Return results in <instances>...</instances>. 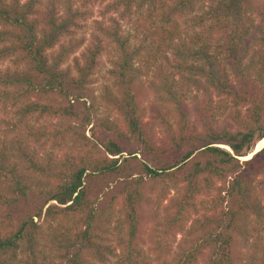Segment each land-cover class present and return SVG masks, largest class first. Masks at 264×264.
<instances>
[{
  "label": "trees",
  "instance_id": "obj_1",
  "mask_svg": "<svg viewBox=\"0 0 264 264\" xmlns=\"http://www.w3.org/2000/svg\"><path fill=\"white\" fill-rule=\"evenodd\" d=\"M60 3L0 0V111L12 108V119L0 121L7 129L0 137V197L12 206L35 189L42 198L35 215L0 223V264H108L111 258L145 264L137 247L149 183L162 200L176 192L159 251L170 232L182 235L175 257L160 264H237L238 241L264 221V146L242 159L264 140V23L251 36L264 0H118L114 10L140 14L143 36L123 35L113 20L110 29L97 26L101 37L88 45L77 39L85 13ZM182 17L192 33L179 32ZM109 46L115 54L101 103L116 121L96 117L93 90ZM81 47L80 60L65 66ZM154 65L152 88L164 107L161 144L149 133L135 92ZM31 120L48 123L35 128ZM89 126L92 137L95 128L109 136L95 142L85 135ZM122 140L137 149L125 151ZM37 141L42 156L29 146ZM46 144L54 151L46 152ZM96 175L121 180L118 206L112 199L99 207L88 197L85 182ZM33 217L55 225L47 243L56 247L57 261L43 254L47 235Z\"/></svg>",
  "mask_w": 264,
  "mask_h": 264
},
{
  "label": "rangeland",
  "instance_id": "obj_2",
  "mask_svg": "<svg viewBox=\"0 0 264 264\" xmlns=\"http://www.w3.org/2000/svg\"><path fill=\"white\" fill-rule=\"evenodd\" d=\"M66 0H61V5H68L72 9H79L85 13L86 19L83 24V30L78 32L77 39L83 40L85 45H88L91 42L92 37L99 36L101 37L100 32L97 30V26H103L106 28H111V26H115L113 24V20H115L121 28L123 35H127L129 37H138V40L143 36H140L141 30H139V26L137 24V18L140 17V14H136L132 11V15L128 16L123 7H118L116 10L112 8L113 5L118 0H69L70 3H64ZM263 1V0H259ZM147 13L145 8L142 10L141 17H146ZM158 19L154 18L153 22L157 25H160L157 22ZM178 21V30L182 35L190 32L188 17H182L177 19ZM264 23V17L259 14H254V28L252 30L251 36H254L256 33V29L261 27V24ZM264 24H262L263 26ZM154 26V25H153ZM164 26H166L164 24ZM132 43L136 40H131ZM256 49L259 47L258 39L255 40ZM83 52V47H81L75 54L71 55L67 60L65 66L72 67L77 60H80ZM115 54L114 46H109L106 50V53L100 58V66L95 75L96 83L93 85V90L95 92V97L97 98V108L98 112L96 117L98 118H108L111 121H116V115L114 112L108 110L101 103V95L103 92V87L110 85V80L108 78L107 71L110 68L109 59L113 57ZM169 58H172L170 52H168ZM163 67H166V64L161 61ZM157 66L154 65L148 71V74L139 79L135 84V92L137 93V97L139 99L140 110L143 114L144 122L147 125V129L149 133L152 134V138L156 144H161L166 140V130L164 123L162 121V117L160 112L164 110L162 103L157 99L155 93L153 91L152 85L155 78V71ZM12 108H8L7 112L0 111V121L3 119H12ZM191 115V112H189ZM193 114V113H192ZM169 116L170 123L173 127H176L177 118ZM53 122V121H52ZM48 121L43 120L39 124H35L33 120L30 121V124L35 125V128L46 127ZM91 126L87 128L85 135L90 137L93 141H105V139L109 136L108 134L102 132L98 128L94 129V133L96 137H92L93 132L90 129ZM6 128L4 124L0 123V137H2L3 133L6 132ZM6 141V139H5ZM37 146L29 144L30 148L33 147L36 149L39 156L43 155V152L40 149V142L37 141ZM259 142V141H258ZM257 144L253 147V153H257ZM123 148L128 150H136L137 145L132 141H121ZM225 150H228L226 148ZM32 148V149H33ZM67 150V146L61 147L60 152ZM45 151L51 152L54 151L51 149V145H45ZM253 153H249L252 156ZM243 159V158H242ZM244 160V159H243ZM135 177V176H134ZM132 177V178H134ZM182 176H180V179ZM121 180H115L112 176L101 177L99 175L90 177L86 180L85 186L87 188L88 197L94 200L99 207L105 206L112 199H115V205H119L122 201L124 194L123 185L120 182ZM3 184H0L2 186ZM183 187V184L181 185ZM35 190V189H34ZM34 190L32 192H28L26 197L20 198L17 203L12 206L6 205V201L4 197H0V223L2 220L6 219L5 217H9L10 220H6L7 223L12 224L14 222H19L23 219L29 218L36 213L38 207L42 202V198L39 197ZM1 191V188H0ZM176 192H171L170 197L175 196ZM170 197L162 200L158 198L156 188L154 184L149 183L147 200L143 205L142 213L144 214L143 223H145L144 235L142 240L140 241L137 250L140 252V258L145 264H160L164 260H171L175 257L178 251V246L182 240V235L170 232L168 234V238L162 241L161 250L159 251L158 243L162 239V229L163 224H165L166 218L169 216V211L171 206ZM54 204V203H50ZM48 204V205H50ZM227 203L224 204V206ZM43 209V213L45 208ZM33 222L38 225H42V232L47 235V240L44 242V247H42L43 254L47 257L48 261H57L56 259V247L51 245L48 242L49 237L52 236L53 229L55 226L53 224L46 225L42 223L38 218L33 217ZM3 223H6L5 221ZM191 222L189 221L186 224L188 228ZM255 229L258 232H254L250 230V235L242 237L238 244L236 245V249L239 253L237 264H263L264 263V221L260 223H254ZM112 234L110 236L111 243L114 245V240L116 238V232L111 231ZM42 233V234H43ZM56 246V245H55ZM158 248V249H157ZM119 254V251H117ZM116 262L115 258H111L108 264H114ZM65 264V262H63ZM99 264V263H94Z\"/></svg>",
  "mask_w": 264,
  "mask_h": 264
},
{
  "label": "bare ground",
  "instance_id": "obj_3",
  "mask_svg": "<svg viewBox=\"0 0 264 264\" xmlns=\"http://www.w3.org/2000/svg\"><path fill=\"white\" fill-rule=\"evenodd\" d=\"M258 147H257V150H256V152H258L261 148H263V146H264V140H262V141H259L258 142ZM224 148H226V149H228L227 147H224ZM255 154V153H254ZM251 158V156L249 155L248 157H246V158H243L244 160H248V159H250Z\"/></svg>",
  "mask_w": 264,
  "mask_h": 264
},
{
  "label": "water",
  "instance_id": "obj_4",
  "mask_svg": "<svg viewBox=\"0 0 264 264\" xmlns=\"http://www.w3.org/2000/svg\"><path fill=\"white\" fill-rule=\"evenodd\" d=\"M253 154H254V153H253ZM253 154H252V155H253Z\"/></svg>",
  "mask_w": 264,
  "mask_h": 264
}]
</instances>
